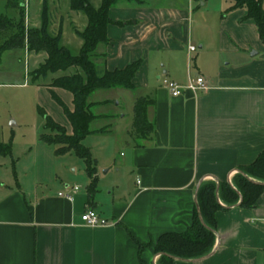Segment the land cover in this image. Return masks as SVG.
I'll list each match as a JSON object with an SVG mask.
<instances>
[{
    "label": "crops",
    "instance_id": "0c3cea01",
    "mask_svg": "<svg viewBox=\"0 0 264 264\" xmlns=\"http://www.w3.org/2000/svg\"><path fill=\"white\" fill-rule=\"evenodd\" d=\"M124 3L109 11L110 43L100 54L110 71L142 61L134 79L137 89L130 91L136 93L131 120L118 138L125 151L118 160L115 146L106 145L102 157L88 147L98 178L92 197L86 164L74 153L57 155L39 138L25 143L18 154L14 144L12 155H0V264H158L161 236L192 227L200 185L232 184L238 169L264 151V43L254 23L242 22L246 9L229 11L230 1L223 12H214L218 18H192L195 9L189 1L165 8ZM81 19L85 23L78 30L87 26ZM58 22L56 34L65 38L62 16ZM195 26L200 28L196 34ZM81 45L80 40L78 50ZM189 47L198 50L189 53ZM36 56L38 67L44 55ZM200 76L207 81L206 91L187 90L174 97L164 86L169 80L185 87ZM116 90L123 89L109 91ZM55 91L73 110L72 94ZM140 97L153 101L147 114L154 132L147 139L132 131ZM105 101L109 105L112 99L98 102ZM102 116L113 117L105 125L111 128L97 135L112 134L114 122L128 118L125 113ZM67 131L71 134L72 126ZM88 209L111 225L86 226L81 216ZM173 264H264V193L253 209L238 203L217 212L211 254Z\"/></svg>",
    "mask_w": 264,
    "mask_h": 264
},
{
    "label": "trees",
    "instance_id": "16d2710c",
    "mask_svg": "<svg viewBox=\"0 0 264 264\" xmlns=\"http://www.w3.org/2000/svg\"><path fill=\"white\" fill-rule=\"evenodd\" d=\"M95 8L89 0H70V9L82 13L87 18L84 30L76 29L82 40L78 52L64 45L62 32L52 34V17L48 0H44L39 26H27L25 4L8 0V6L19 10V18H11L0 13V56L8 50L24 49L27 54H43L44 60L29 75L32 84H44L54 99L63 107L72 126V133L58 124L51 116L39 108L44 120V132L40 139L55 147L57 155L74 153L86 164L90 179L89 195L92 197L98 186L96 160L84 140L91 134L107 133L111 124L92 130L91 124L98 119L111 120L112 116L97 115L95 106H105L108 102H91V96L104 90L124 89L135 91L134 79L142 61L130 63L123 69L100 71L97 53L100 45H108L107 29L113 21L109 17L111 8L119 3L145 4V0H100ZM233 2L229 11L245 8L242 22L254 23L264 43V8L261 0H228ZM64 89L73 96L74 109L70 110L55 93ZM153 101L140 97L134 105L133 135L147 139L154 132L148 120V108ZM110 123V121H109ZM0 155H12L11 143H0ZM264 193V151L249 166L241 167L233 178V183L203 182L198 190V205L192 227L184 233H169L158 240L156 251L161 255L158 264H173L175 259L195 260L211 254L216 240V214L231 206L253 209ZM223 203V204H222ZM142 264H145L142 262Z\"/></svg>",
    "mask_w": 264,
    "mask_h": 264
},
{
    "label": "rangeland",
    "instance_id": "374dc122",
    "mask_svg": "<svg viewBox=\"0 0 264 264\" xmlns=\"http://www.w3.org/2000/svg\"><path fill=\"white\" fill-rule=\"evenodd\" d=\"M188 1L195 9V15L193 13L192 18H218L220 14H215L214 12L218 9L219 12H223L230 4L228 0H205L208 4L206 7L198 5L196 0H145V3L153 7L165 8L175 3L187 4ZM17 2L21 5L25 2L27 5V8H25L26 17L27 14L29 17L26 18L27 26H35L36 24L39 26L44 0H17ZM89 2L97 8L100 0H89ZM53 3L54 5H52ZM55 3H57V5ZM48 4L50 6L49 12L52 17L50 32L52 34L57 33L58 21L62 16L64 20L63 29L66 32V36L63 40L65 39L67 45H71V47L69 45L68 47H70L73 52H78L77 44L81 39L75 34V30L78 29V26L82 27L81 22L85 23V19L82 21L81 18H86V16L84 14L82 16V13H79V16L73 15L70 11L68 0H48ZM124 4L138 6L135 3ZM196 12L201 13L197 14ZM0 13L11 18H19V10L9 7L8 0H0ZM195 27L194 33L196 34L200 28H197V26ZM104 48V45H100L97 53L100 54ZM38 58L40 57L36 56V54H27L24 49L8 50L0 56V143H11L12 148L15 144L17 154L20 151L19 148H23L25 143L36 142L40 138V134L44 132V120L39 113V108L43 109L47 115L51 116L61 126L66 129L68 127L69 130L71 129V124L63 107L54 99L50 90L46 87L41 88L32 84L29 73L37 67ZM97 63L100 67V71H103L105 68L103 65V58L97 60ZM64 91L71 95L70 92ZM55 93L69 108L59 92L55 91ZM134 94L136 93L123 89L122 91H98L91 96L90 100L94 102L112 99V102L105 107L95 106L92 109L95 114H119L122 116L125 113L128 115L127 119L114 122L112 134L91 135L84 140V145L94 148L95 155L102 157L105 146L109 145L110 147H116L118 151L116 158H121L118 154L125 150L119 145L118 138L125 135L126 123H129L131 120V99ZM116 97L117 99L113 101V98ZM118 97H120L122 101L121 106H118V100H120ZM107 123L108 121L106 119H98L91 124V129H100ZM16 157L17 156H15V158ZM0 160H4V158ZM6 160L10 161V158H6ZM75 160L83 164V161L76 157ZM106 170L107 168L102 170V173L105 174ZM72 171L73 170L68 173L69 176L73 175ZM76 183L81 184V181L78 180ZM54 188H58V186H54Z\"/></svg>",
    "mask_w": 264,
    "mask_h": 264
},
{
    "label": "built area",
    "instance_id": "2783aa9c",
    "mask_svg": "<svg viewBox=\"0 0 264 264\" xmlns=\"http://www.w3.org/2000/svg\"><path fill=\"white\" fill-rule=\"evenodd\" d=\"M198 49L196 47H189V53H194ZM164 86L170 91L172 96L178 97L184 94L185 91L190 90L192 92L196 91H206L209 89L207 81L204 77L200 76L196 78V80H191L187 86H180L175 82L165 80ZM74 191H78V187L73 188ZM60 196H64L62 193L59 194ZM67 199L72 200L73 195L67 194L65 196ZM82 222L89 227L96 228V227H107L111 225V222L101 216L96 210L88 209L82 216Z\"/></svg>",
    "mask_w": 264,
    "mask_h": 264
},
{
    "label": "water",
    "instance_id": "95a60500",
    "mask_svg": "<svg viewBox=\"0 0 264 264\" xmlns=\"http://www.w3.org/2000/svg\"><path fill=\"white\" fill-rule=\"evenodd\" d=\"M197 208H198V210H199V205H197Z\"/></svg>",
    "mask_w": 264,
    "mask_h": 264
}]
</instances>
